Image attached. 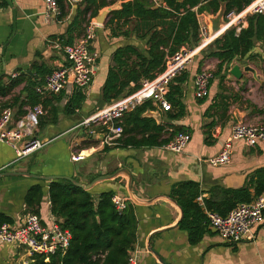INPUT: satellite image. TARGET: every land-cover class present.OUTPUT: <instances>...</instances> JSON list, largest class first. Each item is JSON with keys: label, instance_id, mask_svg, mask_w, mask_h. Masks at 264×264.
I'll use <instances>...</instances> for the list:
<instances>
[{"label": "crops", "instance_id": "crops-1", "mask_svg": "<svg viewBox=\"0 0 264 264\" xmlns=\"http://www.w3.org/2000/svg\"><path fill=\"white\" fill-rule=\"evenodd\" d=\"M82 1L69 0L71 14L75 5L78 11L83 9L80 6ZM101 1L112 0H99L98 4ZM129 1L115 0L113 5L103 8L94 6L93 10L97 12L94 18L110 7L121 10L123 4ZM151 1L156 5L163 3L162 0ZM45 10L46 0H0V113L6 108L11 109L13 121L22 118L26 110L33 107L31 102L36 97H29V83L34 82L36 86L44 83L46 76L37 75L33 65H44L53 72L69 64L64 53L54 50L51 44L54 41L60 42L59 37L67 33L71 14L64 20L53 17L47 21ZM89 16L92 17L89 14L85 18L80 35H75V41L84 33ZM199 16L207 24L213 41L200 50L182 72L189 75L182 86V108L172 107L171 112H164L152 101L154 110L149 109L143 115V118L153 120L156 126L164 127L157 139L159 143L171 141L175 131H187L191 135V142L184 153L170 152L163 148L165 145L140 148L121 144L109 146L104 142L103 127L81 126L83 121L99 110L122 99L108 102L104 98V87L111 68L123 72L139 69L134 68L137 57L130 53L124 58L125 64L118 69L116 51L133 48L145 52L148 49L147 39L135 29L134 19H129L127 23L116 20L112 29L106 27L111 18L109 15L97 31L95 48L100 58L89 90L83 91L85 99L81 109L72 115L65 112L66 104L77 90L72 80L59 95L38 94L41 97L38 105L46 107V115L39 118L35 136L49 144L30 157L17 161L14 149L0 143V175L15 172L40 177L65 176L89 185L99 177L114 175L124 169L133 177L132 188L138 202L133 200L129 192L127 173H120L112 180L97 182L90 191L96 201L101 193L113 191L129 200L135 209L138 231L132 253L138 264H264V221L251 241L229 245L221 240L206 221H201L191 229L181 228L184 213L171 196L175 186L194 183L199 186V203L203 204L206 200L220 201L226 190L244 188L253 175L264 168V145L249 148L242 142L235 143L232 160L228 165L212 167L201 161L217 156L222 151L235 124L246 122L264 126V39L256 43L251 54L254 57L252 60L247 56L242 64L235 61L230 68L238 65L242 70L250 67L254 72H243L241 80L229 79L230 70L224 80L215 76L209 88V96L199 99L195 95V76L207 67L216 71L219 63L216 59H206L201 68L202 53L227 30L236 29L234 25H227L224 8L217 14L202 13ZM247 25L246 21L244 28ZM16 74L18 76L14 77ZM16 81L20 83L6 94H1L2 88ZM133 87L132 83L125 88V94ZM125 115L120 123L123 135L124 127L128 130L133 128L123 126ZM158 115L161 116L160 120L155 118ZM93 131L96 133L92 134ZM95 135L100 136L94 138ZM123 135L122 140L141 139L144 132L140 128ZM77 155H83V160L75 161L73 157ZM50 182L27 176L0 178V217L12 220L10 225H22L25 218L32 214L25 203L26 196L33 186L39 185L43 189L44 198L39 214L34 215L39 216L47 228L57 222L61 223L52 213ZM193 236L198 238L197 242H192ZM32 262L33 256L24 248L0 243V264Z\"/></svg>", "mask_w": 264, "mask_h": 264}, {"label": "trees", "instance_id": "trees-1", "mask_svg": "<svg viewBox=\"0 0 264 264\" xmlns=\"http://www.w3.org/2000/svg\"><path fill=\"white\" fill-rule=\"evenodd\" d=\"M99 0H83L80 4L82 10L64 36L59 37L63 47L73 45L76 36L80 35L85 18L91 14L94 18L97 14L93 7H107L111 2L98 4ZM253 0H162V4L156 5L151 0H131L123 4L121 10H114L110 15L106 27L113 29L114 23L129 19L136 21V28L147 39L148 49L145 52L133 48L120 49L115 53L118 69L126 61L124 58L130 53L137 57V63L129 72L110 69L104 98L111 102L123 97L130 96L142 87L145 80H154L166 69L169 58L175 56L183 48L194 49L199 44L198 15L202 13L217 14L224 8L225 15L231 12L240 13ZM61 11L60 20L67 19L71 14L69 0H56ZM99 10V9H98ZM247 27L237 32L235 28L229 29L223 36L202 53L201 68L206 59L219 61L215 76L222 80L228 74L231 65L235 61L242 64L243 59L251 55L258 42L264 39V15H253L247 19ZM33 70L40 77L52 73V70L35 63ZM188 73H182L170 83V92L167 100L171 107L182 108V86L188 80ZM20 81L14 82L7 88H2L1 94H6ZM134 87L125 94L124 89L130 84ZM37 84L29 83L31 93L35 96L31 104L36 106L41 103V97L36 93ZM85 99L82 90L77 89L75 95L65 106V112L75 114L81 109ZM46 108V107H44ZM151 100L137 107L125 115L123 126H133L131 130L124 127V135L130 131L142 128L144 136L141 139L128 138L119 140L118 145L133 146L136 148L145 146H164L170 141L159 143L157 139L163 133L164 127L156 126L151 119L143 118L147 110H154ZM182 131V130H180ZM179 132L175 131L174 135ZM149 134L148 137L145 135ZM123 135V136H124ZM251 189H254L252 192ZM264 192V168L259 169L250 179L247 186L241 189H228L220 201L206 200L199 203V186L194 183H183L175 186L172 198L181 207L184 219L181 228L191 229L201 221H208L207 212H215L222 217L227 216L236 206L242 203L252 202L258 195ZM115 192L101 193L98 200L92 191L76 187L71 181L56 180L49 183V196L53 215L61 220L64 229L72 235L70 246L64 250H58L55 254L34 255L30 264H127L137 241L138 219L135 209L128 203L123 212L116 210L112 198ZM44 192L41 186H33L25 203L31 209L32 214H39V208L43 202ZM11 224L12 220L0 217V225ZM192 233V232H191ZM198 238L192 237V242Z\"/></svg>", "mask_w": 264, "mask_h": 264}, {"label": "built area", "instance_id": "built-area-1", "mask_svg": "<svg viewBox=\"0 0 264 264\" xmlns=\"http://www.w3.org/2000/svg\"><path fill=\"white\" fill-rule=\"evenodd\" d=\"M45 18L50 21L59 17L61 11L56 0H46ZM253 15H264V0H253L242 12H231L226 15L227 25H234L240 32L246 25L247 18ZM199 16V15H198ZM199 44L194 49L183 48L167 61L166 69L154 80H145L136 93L122 98L110 106L99 110L90 118L83 121L81 126L103 127L104 142L109 146L118 145L122 138L123 116L143 105L146 101H153L155 106L164 112H171V103L167 100L169 85L177 76L184 72L193 61L197 53L208 47L213 41L208 26L200 16ZM100 27L95 18L88 17L84 33L77 38L73 45L63 47L59 41H54L51 47L62 51L68 60V66L60 67L45 77L44 83L36 87V93L41 96L59 95L71 80L76 89L88 91L97 70L100 58L95 48L97 31ZM18 75H14L17 77ZM215 78V70L207 67L195 76V95L199 99L209 96L211 82ZM46 111L43 106L36 105L26 110L25 115L13 121V112L6 108L0 113V143L14 149L17 161H21L44 149L49 142L36 138L39 118L44 117ZM96 132L93 131L92 134ZM191 142V135L187 131L177 132L173 139L163 148L176 153H184ZM242 142L249 148L264 145V126L240 122L232 127L231 135L225 140L222 151L214 157L201 160L212 167H221L231 163L235 143ZM83 155L73 157L75 161L83 160ZM112 202L117 211L127 209L129 200L115 194ZM208 221L224 243L238 245L244 241H251L255 231L264 221V192L250 203L236 206L227 216L222 217L215 212H207ZM72 235L60 223L47 228L42 224L39 216H27L20 226L10 224L0 225V243L12 244L24 248L33 257L34 255L55 254L58 250H66L71 243ZM127 264H138L133 253L130 254Z\"/></svg>", "mask_w": 264, "mask_h": 264}, {"label": "water", "instance_id": "water-1", "mask_svg": "<svg viewBox=\"0 0 264 264\" xmlns=\"http://www.w3.org/2000/svg\"><path fill=\"white\" fill-rule=\"evenodd\" d=\"M115 9L113 7H110L108 9H106L105 11H103L100 15H98L95 18V21L100 24V25H104L107 18L109 17V15L114 11ZM78 14V10H77V5H75V7L73 8L72 14L69 18V25H72L77 17ZM215 33H213L212 35H214ZM243 72H254L250 67H246L244 68V70L241 69L240 66L235 65L229 72L228 78L232 79L235 78L236 80H241L243 78ZM156 119L160 120L161 116H157L155 117ZM97 136L100 135H95L94 138H96ZM101 138H103V136L101 135ZM120 173H127L128 174V178H129V185H128V189L129 192L131 194V196L133 197V200L135 202H138V199L136 198V195L134 194L133 188H132V181H133V177L132 175L126 171V170H120L118 171V173H115L114 175H107V176H103V177H99L97 178L93 183L89 184V185H84L80 182H77L76 180H74L71 177H65V176H49V177H40V176H36V175H31V174H24V173H15V172H10V173H4L0 175V178L2 177H6V176H10V177H31L34 179H39V180H43V181H56V180H67V181H71L76 187L81 188L83 190H91L93 188V186L97 183V182H101V181H108V180H112L114 178H116ZM214 232H217L216 229L214 230Z\"/></svg>", "mask_w": 264, "mask_h": 264}]
</instances>
